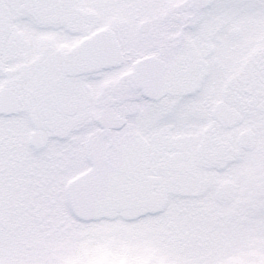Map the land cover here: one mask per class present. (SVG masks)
Segmentation results:
<instances>
[{"label":"snow or ice","instance_id":"6c2138e0","mask_svg":"<svg viewBox=\"0 0 264 264\" xmlns=\"http://www.w3.org/2000/svg\"><path fill=\"white\" fill-rule=\"evenodd\" d=\"M0 264H264V0H0Z\"/></svg>","mask_w":264,"mask_h":264}]
</instances>
